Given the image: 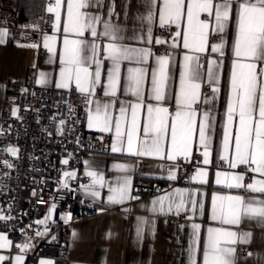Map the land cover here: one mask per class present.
Returning a JSON list of instances; mask_svg holds the SVG:
<instances>
[{"label":"snow or ice","instance_id":"1","mask_svg":"<svg viewBox=\"0 0 264 264\" xmlns=\"http://www.w3.org/2000/svg\"><path fill=\"white\" fill-rule=\"evenodd\" d=\"M62 0L49 4L47 11L55 14L53 33L61 26L63 29V46L59 52L62 67L56 81L57 88H68L72 83L75 90L84 98L88 106V127L97 128L101 132H111L113 125L115 133L112 140V152H127L133 156L160 157L175 160L177 157L189 159L192 153L193 137L198 133L199 145L203 148V165L211 163V138L208 134L210 113L203 112L197 116V105L201 96V63L200 54L205 53L210 45L211 52L224 55L223 34L229 25L230 17L235 19V32L232 41L230 92L227 98L225 120L223 124V141L219 161L230 170H217L215 183L228 189H244L246 192L259 195L242 196L239 194L212 193L210 219L220 226L207 228V236L202 247V264H236V245L248 243L249 232H238L233 226H239L242 220H257L264 223V0H148L146 14L141 13V35L134 32L131 38L124 34L125 29L118 23H113L111 17L115 14L114 5L108 7L107 16L103 18L99 12L92 13L90 8L100 9L103 0H66V14L61 19ZM158 12L159 24L175 25L180 31L175 36L182 35L183 64L180 71L179 89L175 93L176 110L171 112L163 106L169 79L171 55L155 57V67L151 74V99L156 103L144 104V83L147 68L140 66L148 63L152 55L151 48L137 47L126 43L127 39H135L147 43L152 42L151 23L153 10ZM206 14L207 19L202 18ZM186 22L181 28V20ZM102 26V27H98ZM89 33L91 39L86 37ZM219 35L218 43L210 44V36ZM6 29H0V43ZM55 34L43 36L44 47L50 53H55ZM156 44L164 43L160 39ZM175 46V45H174ZM31 47H36L35 44ZM127 62L124 80V90L136 98L135 102L120 103L119 114L113 115L110 109L116 103L118 89L122 86V65ZM222 61L209 59L207 71L209 80L218 79L214 66ZM107 67L106 81L102 80V67ZM38 83H45L44 74ZM102 88L105 97L112 99L100 101L95 98L97 89ZM218 91L213 88V92ZM208 101L205 100V103ZM142 110L144 114L142 115ZM234 121H237L234 124ZM63 123V121H61ZM15 154V149H8ZM63 163L67 164L65 160ZM88 165V162L85 161ZM243 166L244 171H239ZM8 167H11L9 164ZM114 167L127 171L128 165L115 164ZM234 170V171H233ZM252 175H249V174ZM91 178L90 185H81L88 194L99 198L100 192L96 186L103 187V173L92 170L86 172ZM208 170L198 167L192 180L201 184L208 183ZM75 172H65L64 177L75 178ZM170 179L175 175L170 173ZM247 178V182H246ZM64 187L66 182L62 181ZM131 177H118L115 183L109 185L108 203H122L128 199H138L131 195ZM186 189H176L177 201L171 195L160 196L153 201L150 211L178 212L186 199L195 208L197 191L188 193ZM167 202V205H166ZM158 206V208H157ZM56 208L52 203L44 220L36 223L45 224L51 219V213ZM200 208L204 205L201 202ZM69 213L65 218L70 219ZM0 219L10 217L0 216ZM142 219V218H138ZM194 235L199 239L200 225L193 224ZM138 235L143 228L138 227ZM41 235V233H37ZM11 241L0 233V248H7ZM23 251L29 245H17ZM251 255V253H249ZM6 257L0 256V261ZM24 257L17 255L15 264H23ZM40 264H52L41 260ZM189 264H197L194 249L190 251Z\"/></svg>","mask_w":264,"mask_h":264},{"label":"crops","instance_id":"2","mask_svg":"<svg viewBox=\"0 0 264 264\" xmlns=\"http://www.w3.org/2000/svg\"><path fill=\"white\" fill-rule=\"evenodd\" d=\"M161 0H157L159 4ZM52 0L51 4H54ZM148 0H103V7L100 9L90 8L88 11L92 13L99 12V14L107 19L108 7L114 5L115 14L111 17L113 23L121 25L126 37L131 38L134 32L141 35L140 21L137 17L141 13L146 14ZM44 0H20L17 4L18 13L24 14L21 22L30 24L36 21L38 14L45 7ZM154 15L151 23L152 28V42L147 43L135 39H127L125 42L137 47H149L154 45H165V43L156 44L155 28L159 26L158 12L154 9ZM61 19L63 20L66 14V0H62ZM205 14H202L204 18ZM206 19V18H205ZM186 22V17L181 20V28ZM102 27V26H98ZM173 27V38L170 43L171 60L169 67V79L166 89V98L162 102L163 106L168 107L171 112H175V93L179 89L180 71L183 64V56L186 49L183 48L182 35L177 37L175 33L180 31L175 25ZM0 29H6L7 35L3 36V43H0V112L2 109V100L5 92V80L12 79L16 82H21L29 68H35L37 71V81L41 78V73L44 74L45 83H38L40 85L56 87V81L60 76V68L62 67L59 59V52L63 46V29L61 28L48 35L55 34L56 40L54 43L56 52L50 53L44 47L43 38L41 40V47L46 51H39V47H31V45L17 44L10 41L9 30L0 26ZM235 32V19L230 17L229 25L223 34L224 40V55L221 56L219 52H211L209 45L205 53L208 54L209 59H215L218 62L222 61L220 65L214 66V73L218 79L209 80L207 63L201 64V96L197 105L194 107L197 110L198 118L200 115L209 111L210 113V127L208 134L211 138V163L207 166L203 163L198 167H205L208 170V183L201 184L198 181L192 180L191 184H170L169 187L162 189L157 194L150 196H135L132 193L134 184H149L153 181L169 182L170 173L172 174V166H165L164 158L155 156H133L127 152H112V140L115 133L114 125L111 132H106L110 135L109 150L103 154H86L82 160L80 169H70L67 172H75L80 179L79 188L85 194L81 185H90L91 178L87 176L86 172L90 167L92 170L103 173L105 178V185L103 187L96 186V190L100 192V197L95 200L101 205L102 211L94 216L86 219L77 220L72 223L70 227V240L67 245L69 258L59 264H189L190 251L194 249L195 259L197 264H202V247L203 242L207 236V228L210 226H220L218 223L211 221V196L212 193L218 192L221 194H239L242 196L259 195L246 192L244 189H228L223 185L215 183V172L217 170H230L225 164L224 168H216L215 165L219 161V154L223 141V124L225 120V111L227 98L230 92V76H231V61L232 56V41ZM88 39H91L89 33L85 34ZM159 39V38H158ZM210 44L219 42V35L213 34L210 36ZM175 45V46H174ZM148 63L143 66L147 68L145 77L144 90V104H155L151 99V74L155 67V57L162 55L161 53L152 51ZM168 55V54H164ZM207 60V61H208ZM201 63V61H200ZM129 65L125 62L122 65V86L118 89L116 103L110 109L113 115L119 114L120 103L125 104L135 102L136 98L124 90L126 81L123 79L126 76V69ZM258 67H264V64H258ZM107 67H102V80L106 81ZM74 84V83H72ZM204 84H209V87L204 90ZM75 86V85H74ZM213 88L218 91L213 92ZM95 98L100 101L110 100L112 98L105 97L103 89H97ZM205 100L208 102L205 103ZM144 110H142V115ZM237 121H234V124ZM86 132L88 134L94 132H101L97 128L88 127V116L86 120ZM198 150L202 153L203 148L199 145L198 133L193 137L192 152ZM192 154V153H191ZM202 156V155H201ZM184 159L177 157L176 159ZM175 159V160H176ZM175 160H168L173 162ZM88 162V165L85 164ZM203 161V156H202ZM115 164L128 165L127 171H121L114 167ZM197 167V168H198ZM196 168V169H197ZM195 169V170H196ZM195 170L193 175L195 174ZM234 171V170H233ZM192 175V176H193ZM131 177V195L138 197V199H128L122 203H108L107 197L109 195V185L115 183L118 177ZM176 189H186L187 198L188 193L197 191V205L192 207L191 203L186 199L184 207L180 211L175 208L171 212L167 211V206L164 212L150 211L153 207V201L160 196L171 195L177 201L179 196L176 194ZM90 195V194H88ZM91 196V195H90ZM203 203V210L200 208V203ZM167 205V202H166ZM158 208V206H157ZM178 218V222L173 224L169 218ZM142 218V219H138ZM193 224L200 225L199 239H196ZM138 227L143 228L142 234L138 235ZM234 230L238 232H249L251 238L248 243L237 244L242 248L240 253L236 252V264H264V223L257 220H242L239 226H233ZM8 237L9 236L0 230ZM251 253V255H249ZM17 255L24 257L23 264H25L26 257L21 253H10L9 247L0 248V256L6 257L5 260L0 261V264L8 263L15 264L14 258ZM41 260L47 259H40ZM50 261V260H48Z\"/></svg>","mask_w":264,"mask_h":264},{"label":"built area","instance_id":"3","mask_svg":"<svg viewBox=\"0 0 264 264\" xmlns=\"http://www.w3.org/2000/svg\"><path fill=\"white\" fill-rule=\"evenodd\" d=\"M18 2L0 0V26L9 30L11 42L35 44L39 51H46L40 44L43 36L53 31L55 14L44 7L35 22L26 24L19 19ZM50 3L52 0H44V6ZM204 18H208L206 14ZM154 33L165 45H154L152 51L169 54L172 25H159ZM200 57L201 64L205 65L208 54L201 53ZM208 87L209 84H204V90ZM87 116L88 106L74 84L68 88L40 85L35 68H29L21 82L5 80L0 112V216L10 219H0V230L12 242L9 252L25 255V264H39L40 259L50 260L52 264L66 261L72 223L102 211L95 198L80 191L78 177H64L68 170L81 168L84 155L109 150L108 133L86 132ZM10 148L16 150L15 154L8 151ZM65 160L67 164L63 163ZM201 164L198 150L187 160H164L166 167L172 166L176 178L167 183H136L132 193L138 197L150 196L170 184L189 185L194 170ZM215 167L224 168L225 164L218 161ZM238 170L243 172L244 167ZM52 203L56 208L51 219L45 224L36 223L45 219ZM69 213L71 218L66 220ZM169 220L175 224L179 219L170 217ZM24 244L29 247L23 251L17 247ZM241 250L238 247L236 252Z\"/></svg>","mask_w":264,"mask_h":264},{"label":"trees","instance_id":"4","mask_svg":"<svg viewBox=\"0 0 264 264\" xmlns=\"http://www.w3.org/2000/svg\"><path fill=\"white\" fill-rule=\"evenodd\" d=\"M19 1H20V0H19ZM18 4H19V2H18ZM22 17H24V14L20 13V14H19V19L21 20Z\"/></svg>","mask_w":264,"mask_h":264}]
</instances>
